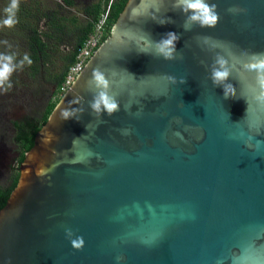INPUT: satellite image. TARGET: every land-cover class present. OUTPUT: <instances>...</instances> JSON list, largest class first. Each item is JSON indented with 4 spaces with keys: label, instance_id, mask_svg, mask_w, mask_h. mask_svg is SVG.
I'll return each instance as SVG.
<instances>
[{
    "label": "water",
    "instance_id": "water-1",
    "mask_svg": "<svg viewBox=\"0 0 264 264\" xmlns=\"http://www.w3.org/2000/svg\"><path fill=\"white\" fill-rule=\"evenodd\" d=\"M172 2L128 0L36 134L0 212V264H264V82L246 67L264 53V0H208L217 24L188 31ZM170 31L174 60L142 53ZM217 54L235 97L211 83ZM96 67L111 116L89 107Z\"/></svg>",
    "mask_w": 264,
    "mask_h": 264
},
{
    "label": "trees",
    "instance_id": "trees-1",
    "mask_svg": "<svg viewBox=\"0 0 264 264\" xmlns=\"http://www.w3.org/2000/svg\"><path fill=\"white\" fill-rule=\"evenodd\" d=\"M127 1L97 0L96 2L83 4V7L79 5L78 0H60L62 4L49 3L44 0L20 2L17 13L18 23L11 28L10 33H12L11 36L22 43L19 48L25 50L24 53H27L32 60L31 65L24 66L26 75L31 77L33 84L39 85L45 75L56 66L57 62H65L67 65L61 74L52 79L57 82V89L45 108L36 117L28 116L20 121L13 122V128L16 132L14 143L19 148V158L16 161L17 171L11 179V185L0 188V212L6 207L18 185L20 178L18 168L23 163L25 155L33 148L36 134L46 124L61 98V87L69 68L76 61L80 48L93 34L101 15L110 6L109 32L105 38L106 40L110 36L120 14L125 9ZM50 4L54 6L51 7ZM81 7L80 19L75 15L71 16V11L67 10ZM65 48L70 49L68 54H65ZM16 81L13 77L11 78L12 87L6 92H12L17 87H21L18 86ZM26 85L29 87L28 83H22L23 87H26Z\"/></svg>",
    "mask_w": 264,
    "mask_h": 264
},
{
    "label": "clouds",
    "instance_id": "clouds-1",
    "mask_svg": "<svg viewBox=\"0 0 264 264\" xmlns=\"http://www.w3.org/2000/svg\"><path fill=\"white\" fill-rule=\"evenodd\" d=\"M19 4L20 0H9V3L3 9L4 18L0 20V26L12 28L18 23L17 13L19 11ZM158 10L159 9H157V11ZM172 10H179L185 16L183 25L185 31L190 30L193 25H198L201 28L214 27L219 19L216 5L214 3H209L208 0H173ZM136 14L137 9H133L132 19L135 18ZM158 22L163 25L172 23L173 21H171L170 18H162ZM179 39L180 36L177 33L170 31L164 34L158 41L141 38L138 46L143 50L142 53L149 54L147 50L151 48L157 56L166 61H170L176 58V42ZM9 47H11V45H9ZM31 64L32 60L27 53L18 58L15 52H0V89L5 91L10 89L12 87L11 78L13 74L18 69H22L25 65ZM246 67L248 70L257 71V73L260 74V80L264 82V53L253 54ZM232 71L233 69L229 61L224 56L217 54L214 58V63L210 67V80L213 86H221L223 88L225 98L236 96V89L233 85L226 83L230 75H232ZM165 79L172 84L177 83L176 78L171 75L166 76ZM179 82L184 84L186 83V79L181 78ZM87 84L89 89L94 92L89 107L97 117H100L102 113L111 116L120 110V105L115 95L110 94V81L106 78L105 72L99 67L92 70L91 78L88 80ZM256 100L264 107V93L257 96ZM79 111L82 112L83 109ZM77 113V109H65L63 119L75 118L79 120ZM83 244L84 241L82 237H78L71 241L72 247L77 250L82 249Z\"/></svg>",
    "mask_w": 264,
    "mask_h": 264
},
{
    "label": "rangeland",
    "instance_id": "rangeland-1",
    "mask_svg": "<svg viewBox=\"0 0 264 264\" xmlns=\"http://www.w3.org/2000/svg\"><path fill=\"white\" fill-rule=\"evenodd\" d=\"M9 0H0V20L4 18V7L7 5ZM27 1V0H20ZM49 3H58L62 4L60 0H44ZM79 5H83L90 2H96L97 0H78ZM51 5V4H50ZM54 5H51L53 7ZM83 7V6H82ZM81 8L77 9H67L71 11V16H77L79 19L81 18ZM11 28L2 27L0 26V51L1 52H15L17 53L18 58L22 57L25 53V50L20 49L19 47L22 46V43H20L19 40H17L15 37L11 36L12 33H10ZM15 32V31H14ZM14 34V33H13ZM16 35V34H15ZM7 42V43H5ZM11 45V47H9ZM13 46V47H12ZM60 63V61H59ZM56 64L55 69L59 66L61 67V63ZM26 68L18 69L14 74L13 78L17 80L18 86L20 87L19 90L18 87L13 90L12 92H6L3 89H0V117H5L9 122L13 120H21L25 116L29 117L33 116L36 117L37 112H31V110L28 108V105L30 104L29 100V94L34 91V89L38 86V84H33L31 77L27 76ZM28 83L29 87L26 85V87L22 86V83ZM27 87L29 89H27ZM2 132H0L1 134ZM13 156V151L11 153L7 154L6 161H9Z\"/></svg>",
    "mask_w": 264,
    "mask_h": 264
},
{
    "label": "flooded vegetation",
    "instance_id": "flooded-vegetation-1",
    "mask_svg": "<svg viewBox=\"0 0 264 264\" xmlns=\"http://www.w3.org/2000/svg\"><path fill=\"white\" fill-rule=\"evenodd\" d=\"M64 52L65 54H68L70 49L65 48ZM66 65L65 62H62L61 67L59 66L56 69L55 67L52 68V70L45 75L43 81L29 94L30 104L28 105V108L31 112L38 113L42 111L50 102L57 89V82L52 79L56 75L61 74ZM19 89L20 88L17 90ZM28 116H25L24 118ZM13 122H16V120L9 122L5 117H0V132H2L0 134V188L11 185V179L17 171L16 161L19 158V148L14 143L16 132L13 128ZM11 151H13V156L9 161H6V156L11 153Z\"/></svg>",
    "mask_w": 264,
    "mask_h": 264
},
{
    "label": "built area",
    "instance_id": "built-area-1",
    "mask_svg": "<svg viewBox=\"0 0 264 264\" xmlns=\"http://www.w3.org/2000/svg\"><path fill=\"white\" fill-rule=\"evenodd\" d=\"M110 6L97 22L93 34L84 42L80 48L75 63L69 68L66 79L61 87L60 96H62L74 84L79 75L84 71L89 60L105 41L109 32L108 20Z\"/></svg>",
    "mask_w": 264,
    "mask_h": 264
},
{
    "label": "crops",
    "instance_id": "crops-1",
    "mask_svg": "<svg viewBox=\"0 0 264 264\" xmlns=\"http://www.w3.org/2000/svg\"><path fill=\"white\" fill-rule=\"evenodd\" d=\"M88 4V3H87Z\"/></svg>",
    "mask_w": 264,
    "mask_h": 264
}]
</instances>
